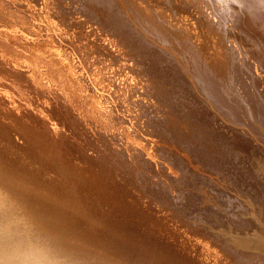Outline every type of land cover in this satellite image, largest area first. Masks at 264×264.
<instances>
[{"label": "bare ground", "instance_id": "1", "mask_svg": "<svg viewBox=\"0 0 264 264\" xmlns=\"http://www.w3.org/2000/svg\"><path fill=\"white\" fill-rule=\"evenodd\" d=\"M253 135L264 137V0H0V264L257 263L235 248L250 246L239 229L219 242L180 222L187 201L180 214L162 206L184 195L169 186L197 181L185 154L236 178ZM169 146L186 153L165 158Z\"/></svg>", "mask_w": 264, "mask_h": 264}, {"label": "rangeland", "instance_id": "2", "mask_svg": "<svg viewBox=\"0 0 264 264\" xmlns=\"http://www.w3.org/2000/svg\"><path fill=\"white\" fill-rule=\"evenodd\" d=\"M150 1H154V0H150ZM158 1H159V0H158ZM162 1H164V0H160V2H162ZM182 5H183L182 3L179 4V5L177 6V9H178V10H183V11H184V8H183V7H184L185 5H187V6H186L187 8L185 7V8H186L185 10H187V11H188L189 9H190L191 11H193V10L196 9V7H195L193 4H191V2H189V1H186V2H185V5H183V6H182ZM191 5H193V6H191ZM124 6L126 7L125 4H124ZM179 7H180V8H179ZM192 7H194V8H192ZM181 8H182V9H181ZM120 10L123 11L122 9H120ZM127 11H128V10H127V8H126V12H123V13H126V14H127V13H128ZM196 12H197V9L194 11V13H196ZM200 15L203 16V14H201V13H200ZM125 16H127V15H125ZM202 16H201V17H202ZM74 18H76V20H84L85 17L81 14V12H74V13L72 14V19H74ZM88 24H90L91 26H94L93 21H88ZM77 25H78V24H77ZM73 29H75V27H73ZM242 128L244 129V127H242ZM255 136H256V135H255ZM253 137H254V135H253L251 138H253ZM254 138L256 139V143H255L256 147L259 146V148H256V147H255V148L257 149L256 151H255V149H254V152H255V153H253V151H252V154H251V152H249V153H247V154H246V153H243V152H239V155H241V156H239V157L241 158V159H239L240 161H239V160H238V161H235L236 159L234 160L236 164L234 165L233 170H235V169L237 168V166H238V168H237L235 171H233L234 173L236 172V173H235L236 176L239 175V176H237L236 178H235V176H233V174H229V176H228V175L223 174V173H220L221 176H219V178H218L217 174H218V175H220V174L217 172V174L214 175L216 171L213 172L212 170H210V171H212L214 174H213V173L208 174L207 172H210L209 170L205 172L204 170H207V169H205V168L203 169L202 166L199 168V166H200L199 163H197V164H198V165H197L196 163L192 162V159H191V156H190L189 153L185 154L186 152H182V151H181L182 149L179 148V147H178V148H179V150H178L177 147H176V149H174V148H172L171 146H169V147H170V150H169V151L166 150V151H165L166 154L163 152V157H165V158L168 157V158H169V154H170V157H172V154H174V153H175V154H178V152H179L180 154L182 153L183 155L185 154L184 157H187V156L190 157V158L187 157L188 160H189V161H187V163H183L184 167L187 166V167H185V169H186V168H187V169H190V164H193V165H191V166H193L195 169H198V170H197L198 172H197L195 169H193V167H191V170L193 169V170H192V171H193V172H192L193 175H196L195 173L198 174L199 172H200V173H199L200 175H202L203 172H204L203 174L206 173V174H208V175L205 174V175H203V176H205V177H202V176L200 177L199 174H198V177H199V178H198V177L196 178V179H197V181L195 182L196 184L194 183L195 185L193 184V186H191L192 184H191V185L188 184V182L186 183V186H185V184H184V186H183L182 188H181V186H180V189H179L178 185L176 186V187H178V188H176V187L173 186V185H172V187L169 186V195H170V196H172V197L175 196V197H176L177 195H179L181 192H179V194H178V190H179V191L181 190V191L183 192V194H184V195H182V193H181V194L179 195V197H178V196L176 197V200H177L178 198H179L178 200L182 199V201L180 200V203L178 202V200L176 201V203H175L176 206L172 205L170 202L167 203V204H165V203H166V199H165V203L163 204L162 202H164V201H163L164 199H161V198L157 197L156 195H155V197H156L157 199H161V200H162V201H159V200H158V201L160 202V203H159V202L157 201L158 204L161 205V203H162V204H163L162 206H167V205L169 204V205H168L169 208H170L172 211H179V214L181 213V211H182V209H183L182 207L187 206V203L185 202V201H187V202H188V206H190V208H186V207L184 208L185 211L183 210L184 212L182 211V213L180 214V215H181L180 218L182 219V217H183L182 221H180V222L183 223V221H184V223H186V222L188 221V219H187L186 216H188V215H189L188 218H190V219L193 220L194 218H196V217H194V215L197 214L199 217L197 216L198 218H196V219H197V220L199 219V220H198V221H199V224H198V222H197L196 219H194V221H192V220H190V222L188 221L187 224L189 223V224H190L189 226H191V227H193L192 225L196 224L195 226H197V227L200 228L201 230H202V229L205 230V233H208V234H209V232H210V233H211L210 236H212V237L215 236V235H212V234H214V233H215V234H216V233L218 234V233H219V235H216V236H215V238H217L218 236L220 237V239H219V237L216 239V240L219 241V242H222V241H223V243H224V241H226V243L228 242V244H229V243H232L233 240H236V239L239 237L240 233H241L242 235H245V236H246V234H248L249 232L255 230L254 232H251L252 234L249 233L246 237L240 235L241 238H238V240H240V239L242 240V239H243L242 241H245V240L247 239V237H248V238L251 237L252 239L250 238V239H247V240H246L247 242L245 241L246 243H248V240L250 241V242L248 243V244L250 245L249 247H247V246H248V245H247V246H243V247H242V246H235V248H237V250H239V251L241 250L240 252H242V253H245V252H247V251H250L251 254L253 253L254 256H255V255L258 256V255L260 254V255H259V257H260V256L262 255V260L257 261V263H258V264H261V263L263 262L262 264H264V261H263V260H264V259H263V258H264V257H263V255H264V254H263V253H264V245H263V244H264V241H263V240H264V234H263V233H264V228H263L264 223H263V222H264V221L261 222V223H263V224H262L263 226L260 224V221H262V220L264 219L263 217H262V219H261L262 213H263V215H264V210H263V209H264V205H262V207H261V208H262V211H261L262 213H260V217H259L261 220H260L259 218L256 220L255 218H251V219H250V217H246L247 212H248L247 210H250L251 207H254V208H255V206H261V205H257V204H258V202L262 203V201L264 200V198H262V197H264V191L261 190V189L264 188V187L262 186V185H264V180H263L264 176H262V175L264 174V172H263V171H264V170H263V169H264V158H263V157H264V151H263V149H264V144H262V143H264V141H263V140H264V139H263L264 137H261V136L257 135V136L254 137ZM261 138H262V139H261ZM257 139H258V140L260 139V140H259L260 142H257V141H258ZM202 140H203V139H202ZM253 142H255V140H254ZM257 143H258V144H257ZM261 144H262L263 146H262ZM262 148H263V149H262ZM258 149H259V151H258ZM260 149H262V150H260ZM172 150H173V151H172ZM174 150H176L177 153H176V151H174ZM170 151H172V153H171ZM260 151H261V152H260ZM262 151H263V152H262ZM260 153H261V154H260ZM182 154H181V155H182ZM188 154H189V155H188ZM245 154H246V156H245ZM249 154H250V155H249ZM164 155H165V156H164ZM166 155H168V156H166ZM186 155H187V156H186ZM243 155H244V156H243ZM247 155H248V156H247ZM252 155H253V156H252ZM242 156H243V157H242ZM250 156H252V157H250ZM262 156H263V157H262ZM173 157H174V156H173ZM247 157H248V158H247ZM249 157H250V158H249ZM258 157H259V158H258ZM242 158H245V159H242ZM256 158H257V159H256ZM190 159H191V161H190ZM252 159H253L254 161H253ZM258 159H259V161H255V160H258ZM260 159H262L261 161H263V163L260 161ZM243 160H244V161H243ZM247 160H248L249 162H248ZM250 160L253 161V162H250ZM184 162H185V161H184ZM190 162H191V163H190ZM238 162L241 164V166H242V165H244V166L241 167L240 164H238ZM254 162H256L257 165H256ZM188 163H190V164H188ZM249 163H250V164H249ZM258 163H259V164H258ZM186 164H187V165H186ZM194 164H195V165H194ZM188 165H189V166H188ZM196 165L198 166V168H197ZM236 165H237V166H236ZM246 165H247L248 167H247ZM254 165H255V166H254ZM195 166H196V167H195ZM251 166H252L253 168H252ZM256 166H257L258 169L256 168ZM258 166L260 167V169H259ZM262 166H263V167H262ZM188 167H189V168H188ZM235 167H236V168H235ZM239 167H240V168H239ZM243 167H244V168H243ZM249 167H250V168H249ZM254 167H255V170H256V171L254 170ZM241 168L243 169V171L245 172V174H244V172L241 170ZM199 169H200V170H199ZM247 169H248V170H247ZM252 169H253V170H252ZM194 170H195V171H194ZM240 170H241V171H240ZM257 170H258V171H257ZM246 171H247V172H246ZM189 172L191 173V171L188 170V173H189ZM194 172H195V173H194ZM201 172H202V173H201ZM252 172L255 173V174H253V175H255V176L252 175ZM257 172H259V173L261 172V173L259 174V173H257ZM262 172H263V173H262ZM240 173H241V175H240ZM256 174H258V176H257ZM224 175H225V176H224ZM230 175H231V176H230ZM243 175H244L245 177H243ZM246 175H248V176H246ZM259 175H260V176H259ZM196 176H197V175H196ZM206 176H207V177H206ZM209 176H210V177H209ZM215 176H217V178H216ZM261 176H262V178H261ZM208 177H209L212 181L209 180ZM211 177H212V178H211ZM213 177H214L216 180H215ZM220 177H221V178L223 177L222 180L220 179ZM227 177H228V179H229L230 181L226 179ZM232 177H233V178H232ZM256 177H258V178H256ZM259 178H261V179H259ZM199 179H200V181H199ZM205 179H206V180H205ZM217 179H220V181L217 180ZM223 179H224V180H223ZM225 179H226L227 182L229 181L228 185H227ZM232 179H233V180H232ZM235 179L237 180V182L239 181L238 183H239L240 185L236 182ZM244 179H245V180H244ZM251 179H254L255 181L257 180L256 182H257L258 184L253 183V180H251ZM202 180L204 181L205 184L203 183ZM231 180H232V182H231ZM234 180H235L236 183H234ZM258 180H259V181H258ZM198 181H199V182H198ZM216 181H217V182H216ZM221 181H223V182H221ZM240 181H241V182H240ZM243 181H244V182H243ZM261 181H262V182H261ZM201 182H202V184H201ZM208 182H209V184H207ZM210 182H211V183H210ZM212 182H213V183H212ZM219 182H220V184H219ZM224 182H225V183H224ZM230 182H231V183H230ZM260 182L263 183V184H260ZM199 183H200V184H199ZM222 184H223V186H222ZM237 184H238V185H237ZM242 184H243V185H242ZM245 184H246L247 186H246ZM251 184H252V185H251ZM196 185H197V186H196ZM210 185H212V186H210ZM215 185H216V186H215ZM217 185H218V186H217ZM226 185H227V186H226ZM231 185H232V186H231ZM244 185H245V186H244ZM249 185H250V188H249ZM253 185H254V186H253ZM256 185H257L258 188L255 187ZM260 185H261L262 188H260ZM188 186H189V188H188ZM190 186L193 187L194 189H193V188H190ZM195 186H196V187H195ZM199 186H200V187H199ZM219 186H220L221 189L219 188ZM224 186H225V187H224ZM233 186H234V187H233ZM185 187L187 188V191H185V190H186ZM205 187H206L207 189H206ZM216 187H217V189H220V190H223V189H224L223 191H220V190H219V193L224 192V193L221 194V196L218 195V190H216ZM230 187H231L232 189H231ZM237 187H238V188H237ZM241 187L243 188L242 190L240 189ZM246 187H247L248 189H246ZM183 188H184V189H183ZM201 188H202V189L204 188V189L202 190ZM226 188H227V189H226ZM236 188H237V189H236ZM192 189H193V190H192ZM200 189H201V190H200ZM212 189H215V191H216L217 193H216L214 190H212ZM229 189H230V190H229ZM234 189H235V190H234ZM250 189H251V190H250ZM255 189H256V190H255ZM257 189H258V190H257ZM259 189H260V190H259ZM183 190H184V191H183ZM188 190H189V191H188ZM196 190H197V191H196ZM205 190H207V191H205ZM237 190H238V191H237ZM239 190H240L241 192H240ZM246 190H248V191H246ZM249 190H250V192H249ZM253 190L256 191L255 194L258 193L257 196L254 194L255 197H254V195H251V194L254 193ZM242 191H243V195H245V198H244V196L241 195V194H242ZM245 191H246V192H245ZM260 191H262V192H260ZM159 192H160V191H159ZM159 192H158V193H159ZM185 192H186V193H185ZM198 192H199V194H198ZM204 192H206V193H204ZM210 192H211V193H210ZM251 192H253V193H251ZM156 193H157V192H156ZM187 193H188V195H189V193H190L191 195L188 196ZM203 193H204V194H203ZM246 193H247L248 195H246ZM262 193H263V194H262ZM197 194H198V195H197ZM223 194H225V195H223ZM226 194H227V195H226ZM235 194H236V195L238 194V195L236 196ZM181 195H182V198H180ZM194 195H195V196H194ZM199 195H200V196L202 195L201 197H202L203 200H200L201 197H200ZM209 195H210V196H209ZM213 195H214V197H213L214 199L218 197L219 200H217L218 198L214 200V199L212 198ZM222 195H223L225 198H226V196H227V199H230V197H231L230 200H232V203H231L229 200H227V201H228V202H227L225 198H224L225 200L223 199L224 201L221 200V198H223ZM234 195H235V196H234ZM186 196L189 197V198H190L191 196H194L195 198L192 197V198H190V200L192 199V200H194L195 202H194V201H193L194 203L191 202L192 200L190 201L189 199H187ZM206 196H207V197H206ZM228 196H230V197H228ZM246 196H247V197H250V198H248L249 200H248V201L246 200V203H245V201H244L243 199H246V198H247ZM260 196H261V197H260ZM196 197H197V198H196ZM204 197H205L206 199H207L208 197H209V198L211 197V198H210V200H209V198H208V199H207L208 201H207ZM236 197H237L238 199H236ZM239 197H240V198L242 197V200H240ZM183 198H185L184 201H183ZM252 198H254V199H252ZM255 198H256L257 200H262V201H257ZM195 199H196V200H195ZM204 199H205V200H204ZM212 199H213V201H211ZM234 199H236V200H234ZM251 199H252V200H251ZM188 200H189V201H188ZM197 200H199V201L197 202ZM216 200H217V201H216ZM220 200H221V202H220ZM237 200H239V201H237ZM255 200H256L257 202H256ZM200 201H201V202H200ZM218 201H219V202H218ZM222 201H223V202H222ZM242 201H243L244 203H243ZM254 201H255V202H254ZM177 202H178V203H177ZM181 202H182V204L184 203V205H181V206L179 207V205L181 204ZM213 202H214V203H213ZM226 202H227V203H226ZM229 202L231 203V204H229L230 207H231V205L233 204V206L231 207V209H229V207H228V206H229V205H228ZM238 202H240V203L242 202V203H243V204L241 203L242 207H243V205H246L247 202H248L247 205H249V206H247V205L244 206V208L247 207V208H245V209H246L245 216H244V213H242L245 209H243V208L241 207V205L239 206ZM189 203H190V204H189ZM196 203H197V204H196ZM212 203H213V204H212ZM224 203L227 205L228 208H227L226 206H224ZM249 203H250L251 205H252V203H253V205L251 206ZM255 203H256V204H255ZM263 203H264V201H263ZM177 204H178V207H177ZM191 204H192V206H191ZM234 204H238L239 207H237V206L234 205ZM193 205H194V206H193ZM210 205H211L212 207H211ZM214 205H215L216 207H215ZM218 205H219V206H218ZM220 205H221V206H220ZM206 206H207V207H206ZM234 206H235V207H234ZM172 207H173L174 210L172 209ZM176 207H177L178 210H175ZM192 207H193L194 209H193ZM209 207H211V208H209ZM214 207H215V208H214ZM217 207H219V210L216 209ZM224 207H225V208H224ZM233 207H234V208H233ZM248 207H249V208H248ZM180 208H181V209H180ZM201 208H202V210H201ZM203 208H204V209H203ZM208 208H209V209H208ZM212 208H213V209H212ZM235 208H237V209H236V210H237L236 212H237L240 216H239L238 214H236V216L238 215L237 217L235 216V213H236V212H235ZM238 208L240 209V212H239V209H238ZM179 209H180V210H179ZM206 209H207V210H206ZM221 209H222V210H221ZM224 209H225V210H224ZM228 209L230 210V212H229ZM241 209H242L243 211H241ZM171 210H170V211H171ZM187 210H188V211H187ZM199 210H200V212H199ZM217 210H218V211H217ZM227 210H228V211H227ZM202 211H203V212H202ZM185 212H186V213H185ZM194 212H195V214L193 215ZM204 212H205V213H204ZM227 212H228V213H227ZM183 213H184V215H182ZM221 213H222L223 215H222ZM229 213H230L231 216L229 215ZM231 213H233V214H231ZM240 213H241L243 216H242ZM248 213H249V212H248ZM206 214H207V215H206ZM209 214H210V215H209ZM226 214H227L228 216H230V217L227 218ZM201 215H202V216H201ZM251 215H252V214H251ZM200 216H201V217H200ZM232 216H234L235 219H236V218H240V221L242 220V221H248V222H251L252 219H253V222H254V221L257 222V221L259 220V223L257 222V225H258V226L256 225V223H254L256 226H255L252 222H251L252 224L249 223V224H251L252 227H251V226L246 227V225L243 223V224L245 225V229H246V231H243V230H245V229H243L244 227H242V226L238 223L239 220L236 219V221H234L235 219H234ZM241 216H242L243 218H241ZM247 216H249V214H248ZM191 217H192V218H191ZM206 217H207V218H206ZM222 217H223L224 219H222ZM244 217L247 218V220H246ZM251 217H252V216H251ZM255 217H256V216H255ZM184 218H185L186 221L184 220ZM201 218H202V220H200ZM226 218H227V219H226ZM231 218H232V220L234 219L233 221L236 223V225H235V224L232 225V223H234V222H233V221L231 222V220H230ZM218 219H219V220H218ZM249 219H250L251 221H249ZM195 220H196V222H195ZM205 220H206V221H205ZM211 220H212V221H211ZM222 220H223V221H222ZM202 221H204L206 224H205L204 222L202 223ZM215 221H216V222H215ZM224 221H225V222H224ZM226 221L229 222V223H227ZM240 221H239V222H240ZM192 222H193V223H192ZM200 222H201L202 224H201ZM208 222H209V224H208ZM220 223H221V226L224 227V225H225V227H224V228L221 227V226H220ZM222 223H223L224 225H223ZM230 223H231L232 227H231V225H229ZM191 224H192V225H191ZM204 224H205V225L208 224L211 228L214 227L213 230L208 229V228H210V227L205 226ZM238 224H239L241 227H239ZM199 225H200V226H199ZM244 225H243V226H244ZM203 226H205V228H201V227H203ZM228 226H230L229 229H228ZM234 226H235V227H234ZM259 226H261V227H260V228H255V227H259ZM207 227H208V228H207ZM226 227H227V228H226ZM236 227H238V228H236ZM250 227H251V228H250ZM253 227H254L255 229H254ZM218 228H219V230H217ZM221 228H223V230L226 228L227 230L225 229L224 231H227V232H225V233H229V234H231V235L227 234V235H228V236H227V235L224 233L223 230H222V232H221V231H220ZM241 228H242L243 230H242ZM247 228H248V229H247ZM262 228H263V230H261ZM231 229H232V230H231ZM234 229H235V231H234ZM238 229H239V230H238ZM249 229H250V230H249ZM252 229H253V230H252ZM256 229H257V230L259 229L260 232H259V231H258V232L261 233V234H259V233H255V232H256ZM209 230H210V231H209ZM215 230H216V231H215ZM236 230H238L240 233L238 234V231L236 232ZM241 230H242L243 232H242ZM247 230H249V231L247 232ZM211 231H213V232H211ZM217 231H218V232H217ZM233 232H236V233H233ZM245 232H247V233H245ZM262 232H263V233H262ZM222 233H223V234H222ZM253 233H254V234H253ZM224 234H225V235H224ZM257 234H259V235H257ZM262 234H263V235H262ZM220 235H221V236H220ZM232 235H233V236H232ZM235 235H237V236H235ZM251 235H252V236H251ZM256 235L259 236V239H260L259 241H260V242H258V241L255 239V238H257ZM260 235L262 236L261 238H260ZM224 236H225V237H224ZM254 236H255V237H254ZM227 237H229L228 240H227ZM234 237H235V238H234ZM242 237H243V238H242ZM221 238H222V239H221ZM224 238H226V240H225ZM253 238H254V240H255L256 242L253 240ZM262 238H263V239H262ZM230 239H233V240H231L232 242L230 241ZM257 239H258V238H257ZM261 239H262L263 242H261ZM221 240H222V241H221ZM251 240H252V243H253V244H254V242H255V244H254L255 247H254V248H253V246H252ZM240 242H241V241H240ZM233 243H234V242H233ZM237 243H238V242H237ZM250 243H251V244H250ZM256 243H257V244H256ZM260 243H262V244H260ZM256 245H259V246H260V247L258 246L259 249H257V251H256V248H258V247H256ZM251 246H252V249H250ZM240 248H242V249H240ZM247 248H248V249H247ZM254 249H255V250H254ZM260 249H261V250H260ZM242 250H243V251H242ZM244 250H245V251H244ZM259 250H260V251H259ZM262 250H263V251H262ZM250 252H248V254H247V253H245V254H247L248 256H250V255H251ZM261 252H262V253H261ZM255 253H256V254H255ZM258 253H259V254H258ZM253 255H251V256H253ZM251 263H252V264H253V263H254V264H257L256 261H252Z\"/></svg>", "mask_w": 264, "mask_h": 264}]
</instances>
